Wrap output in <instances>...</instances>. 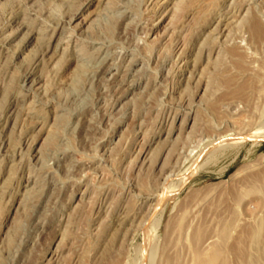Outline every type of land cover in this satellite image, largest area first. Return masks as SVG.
<instances>
[{"label":"rangeland","instance_id":"374dc122","mask_svg":"<svg viewBox=\"0 0 264 264\" xmlns=\"http://www.w3.org/2000/svg\"><path fill=\"white\" fill-rule=\"evenodd\" d=\"M262 131L264 0H0V264H264Z\"/></svg>","mask_w":264,"mask_h":264},{"label":"bare ground","instance_id":"6f19581e","mask_svg":"<svg viewBox=\"0 0 264 264\" xmlns=\"http://www.w3.org/2000/svg\"><path fill=\"white\" fill-rule=\"evenodd\" d=\"M261 133L264 135V131H262ZM251 134H253V133H251ZM258 134H259V133H258ZM249 135H250V134H249ZM259 135H260V134H259ZM254 137H258V136H254ZM259 137H260V136H259ZM262 137H264V136H262ZM262 137H261V138H262ZM241 139H242V138H241ZM241 139H237V138H236V140H241ZM232 140H233V139H232ZM228 142H230V141H228ZM232 142H233V141H232Z\"/></svg>","mask_w":264,"mask_h":264}]
</instances>
